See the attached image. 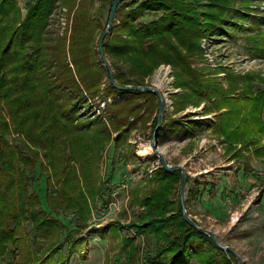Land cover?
Segmentation results:
<instances>
[{"label": "trees", "instance_id": "trees-1", "mask_svg": "<svg viewBox=\"0 0 264 264\" xmlns=\"http://www.w3.org/2000/svg\"><path fill=\"white\" fill-rule=\"evenodd\" d=\"M112 1L100 0L95 7L94 0H34L27 3L22 16L16 0H0V264L54 262L55 254V263L66 262L73 244L81 238L70 240L66 233L61 240L64 225L52 213L74 212L78 227L84 229L93 205L102 196L103 181L96 172L100 152L112 140L127 141L131 129L143 118L141 109L151 113L158 108L155 93L116 88L107 69L96 61L95 42L106 25L99 13L107 5L110 9ZM57 3L72 13L68 43L65 36L50 43L46 27ZM232 3L126 0L116 8L102 42L115 84L121 87L142 86L159 63H170L175 84L183 90L176 97L177 111L206 100L202 110L205 114L216 110L214 131L220 133L228 151L234 144L264 133V81L255 74L227 73L229 86L224 88L192 67V57L198 53L201 33L212 32ZM145 12L158 15L138 21ZM233 16L242 20L245 14L236 11ZM257 44L264 57V42ZM104 74L107 82L102 85ZM239 81L245 86L235 94ZM100 92L122 98L108 105L105 120H80L84 94ZM156 121L155 114L152 128ZM204 124L201 119H190L183 126L163 117L158 136L162 131L191 138ZM233 152L235 159L239 153ZM153 158L158 159L155 154ZM36 164L45 174L49 211L40 206L38 194L32 190ZM180 180V171L169 172L161 164L144 180L141 192L133 198L142 210L136 215L138 221L128 225L133 235L121 239V264L238 263L230 251L221 250L184 220L180 194L178 200L171 199ZM28 224L34 231L32 237ZM135 235L153 237V253L142 256ZM64 242L66 253L62 251Z\"/></svg>", "mask_w": 264, "mask_h": 264}, {"label": "rangeland", "instance_id": "rangeland-1", "mask_svg": "<svg viewBox=\"0 0 264 264\" xmlns=\"http://www.w3.org/2000/svg\"><path fill=\"white\" fill-rule=\"evenodd\" d=\"M33 1L16 0L22 16L27 3ZM94 1L97 7L100 0ZM235 10L245 14V17L242 20L235 18ZM68 13L67 7L57 3L46 27L51 44L63 36L65 42H69L72 13ZM108 13V5L99 13L103 25ZM157 15L145 12L138 21H149ZM263 30L264 0H233L214 30L201 33L197 41L198 53L192 57V67L203 71L206 78L224 88L229 86L227 73L236 76L255 74L264 81V57L257 44V41L264 42V35H260ZM96 58V61H101L99 54ZM175 80L173 66L161 62L152 74L144 78L142 86H156L160 90L165 100L163 117L166 119L177 120L183 126H188L190 119H201L205 124L191 138H179L177 134L161 131L157 150L170 164H180L188 173L185 205L190 217L213 231L221 244L231 246L244 264H264V133L245 140V143L234 144L232 150H226L222 136L214 131L216 110L206 114L202 110L206 100L198 106L188 104L177 111L176 97L183 90L175 84ZM106 82L104 74L102 85ZM243 86L245 83L239 81L235 94ZM84 97L86 103L80 109V113H84L80 120H105L109 115L108 105L118 103L122 98L103 92L95 95L85 93ZM157 109L151 113H144L141 109L143 118L131 129L127 141L112 140L100 152L96 172L103 181L102 196L93 205L84 229L78 227L74 212L59 210L52 213L64 225L61 240L66 233L70 234V240L81 238L73 244L72 253L62 264H121L124 261L121 239L133 235V229L128 225L138 221L136 215L142 211L133 203V198L135 193L141 192L144 180L160 165L159 160L153 158L150 146L155 128H152V119ZM261 116L264 120V106ZM117 136L112 134L114 138ZM233 151L239 153L235 159L232 158ZM32 178V190L38 194L40 206L49 211L45 174L39 164H36ZM178 194L179 184H175L171 199L178 200ZM27 230L32 237L34 231L30 224ZM135 243L142 256L153 253V237L135 235ZM66 248L64 242L63 253H66ZM53 260L37 264H59L55 263L56 254ZM188 264L199 263L192 260Z\"/></svg>", "mask_w": 264, "mask_h": 264}, {"label": "water", "instance_id": "water-1", "mask_svg": "<svg viewBox=\"0 0 264 264\" xmlns=\"http://www.w3.org/2000/svg\"><path fill=\"white\" fill-rule=\"evenodd\" d=\"M123 1L126 0H113L111 2L110 5V9H109V13H108V17H107V21H106V25L105 28L103 29V31L101 32L98 40H97V50L100 56V59L102 61V64L104 65V67L107 69L108 74H109V80L110 83L115 86L118 89H125V90H133V91H149V92H153L156 94L157 98H158V109H157V113H156V125L155 128L153 130V134H152V141H151V150L152 153L155 154L158 157L159 163L162 165V167L165 168V170L172 172L175 170L180 171L181 173V180H180V186H179V194H180V200H181V205H182V213H183V218L184 220L191 226H193L197 231L207 235L214 243L217 247H219L221 250H226V251H230L238 260L237 264H244V260L232 249L231 246L229 245H223L221 244L218 239L216 238L215 234L213 233V231L199 225L197 223V221H195L194 219H192L186 209V205H185V187H186V176H187V172L185 170V168L180 165V164H170L165 156L157 150V146H158V131L159 128L161 126L162 120H163V110H164V106H165V100L163 98V95L161 94L160 90L157 89L156 87H152L149 85H143V86H138V87H130V86H125V87H121L115 84L114 81V77H113V72L109 66V62L107 61L103 50H102V42L104 37L107 35V33H109L111 26H112V22L114 19V15H115V11L116 8L118 7V5L120 3H122Z\"/></svg>", "mask_w": 264, "mask_h": 264}, {"label": "built area", "instance_id": "built-area-1", "mask_svg": "<svg viewBox=\"0 0 264 264\" xmlns=\"http://www.w3.org/2000/svg\"><path fill=\"white\" fill-rule=\"evenodd\" d=\"M158 86V85H157ZM156 87V86H155Z\"/></svg>", "mask_w": 264, "mask_h": 264}]
</instances>
